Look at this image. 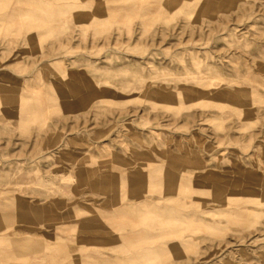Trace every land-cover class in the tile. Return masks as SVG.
Segmentation results:
<instances>
[{"label":"rangeland","instance_id":"1","mask_svg":"<svg viewBox=\"0 0 264 264\" xmlns=\"http://www.w3.org/2000/svg\"><path fill=\"white\" fill-rule=\"evenodd\" d=\"M0 264H264V0H0Z\"/></svg>","mask_w":264,"mask_h":264}]
</instances>
